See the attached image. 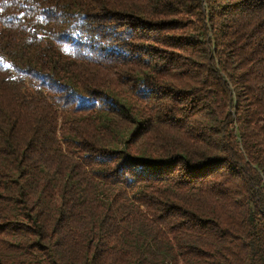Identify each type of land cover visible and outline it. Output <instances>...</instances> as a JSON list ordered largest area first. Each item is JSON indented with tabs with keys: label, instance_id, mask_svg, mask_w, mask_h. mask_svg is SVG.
Segmentation results:
<instances>
[{
	"label": "trees",
	"instance_id": "obj_1",
	"mask_svg": "<svg viewBox=\"0 0 264 264\" xmlns=\"http://www.w3.org/2000/svg\"><path fill=\"white\" fill-rule=\"evenodd\" d=\"M0 264H264V0H0Z\"/></svg>",
	"mask_w": 264,
	"mask_h": 264
},
{
	"label": "water",
	"instance_id": "obj_2",
	"mask_svg": "<svg viewBox=\"0 0 264 264\" xmlns=\"http://www.w3.org/2000/svg\"><path fill=\"white\" fill-rule=\"evenodd\" d=\"M208 36H209V33H208ZM209 59H210V58H209ZM255 192H256V189L253 188V191H252L253 195H255Z\"/></svg>",
	"mask_w": 264,
	"mask_h": 264
}]
</instances>
